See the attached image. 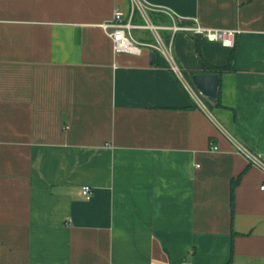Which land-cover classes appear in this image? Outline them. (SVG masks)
Masks as SVG:
<instances>
[{
  "label": "crops",
  "instance_id": "obj_1",
  "mask_svg": "<svg viewBox=\"0 0 264 264\" xmlns=\"http://www.w3.org/2000/svg\"><path fill=\"white\" fill-rule=\"evenodd\" d=\"M136 1L235 47L177 33L179 78L114 55L101 25L131 0H0V264H264V173L236 148L264 164V0ZM202 59L230 62L218 105Z\"/></svg>",
  "mask_w": 264,
  "mask_h": 264
},
{
  "label": "built area",
  "instance_id": "obj_2",
  "mask_svg": "<svg viewBox=\"0 0 264 264\" xmlns=\"http://www.w3.org/2000/svg\"><path fill=\"white\" fill-rule=\"evenodd\" d=\"M132 1V7L129 12L124 13L120 10H116L110 21L101 25L102 30L112 42V48L114 55H129L134 57H140L145 50L155 51L162 55L169 65L171 71L179 78H181V71L177 66L174 58L171 54V48L173 38L177 33H186L193 36H202L209 43H219L226 48H234L236 43V37L239 34L237 30H210L202 28L198 25L194 26H180L177 23L176 17L168 11L153 10L143 8L141 4L136 0ZM158 12L167 16L171 25L161 26L154 25L148 16L147 12ZM139 13V17L142 21L141 24L136 22V15ZM134 31H148L152 38L153 43L148 44L142 41H138L133 37ZM161 32L170 33L168 43L165 44ZM188 93L192 98L202 105L198 95L192 88H187ZM237 152L244 157V159L252 166L256 167L264 173V164L261 161V156L253 153L243 147L236 146ZM260 190L264 191V185L260 187ZM82 196L85 200H89L92 196V190L89 187L82 189Z\"/></svg>",
  "mask_w": 264,
  "mask_h": 264
},
{
  "label": "water",
  "instance_id": "obj_3",
  "mask_svg": "<svg viewBox=\"0 0 264 264\" xmlns=\"http://www.w3.org/2000/svg\"><path fill=\"white\" fill-rule=\"evenodd\" d=\"M151 60L153 54L151 53ZM192 84L198 94L208 102H215L219 78L216 74H195L191 77Z\"/></svg>",
  "mask_w": 264,
  "mask_h": 264
},
{
  "label": "trees",
  "instance_id": "obj_4",
  "mask_svg": "<svg viewBox=\"0 0 264 264\" xmlns=\"http://www.w3.org/2000/svg\"><path fill=\"white\" fill-rule=\"evenodd\" d=\"M159 17L162 18L163 16H159ZM153 53H154V64L156 66H162V65H164L163 62H161V60L159 59L158 53L155 52V51H153ZM230 60H231V58H230ZM229 63L230 62H228V64L226 66H224V67H214V66L208 64L204 59H202V62H201V72L200 73H203V74H216V75L219 76L220 73L229 70V67H230ZM194 74L195 73H191V74H188V75L186 74V76L188 78H191ZM214 104L215 105H218V97L215 100Z\"/></svg>",
  "mask_w": 264,
  "mask_h": 264
},
{
  "label": "rangeland",
  "instance_id": "obj_5",
  "mask_svg": "<svg viewBox=\"0 0 264 264\" xmlns=\"http://www.w3.org/2000/svg\"><path fill=\"white\" fill-rule=\"evenodd\" d=\"M133 36H134V37H136V36H137V34H136L135 32H133Z\"/></svg>",
  "mask_w": 264,
  "mask_h": 264
}]
</instances>
